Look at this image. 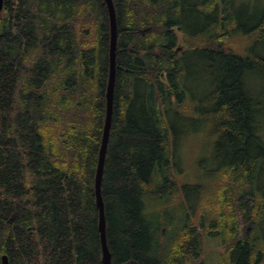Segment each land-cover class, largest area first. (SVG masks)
<instances>
[{"label":"trees","instance_id":"trees-1","mask_svg":"<svg viewBox=\"0 0 264 264\" xmlns=\"http://www.w3.org/2000/svg\"><path fill=\"white\" fill-rule=\"evenodd\" d=\"M114 4L117 77L102 182L113 264H207V212L199 223L186 218L166 248L152 220L161 211H145L178 190V137L192 121L210 124L222 165L218 229L210 231L223 236L216 264H264V232H245L250 220H264V86L256 75L264 79V1H247V27L239 0ZM241 26L246 36H237ZM231 38L248 42L231 46ZM109 47L105 0H4L0 264L4 254L9 264H104L95 176ZM175 119L186 121L180 132Z\"/></svg>","mask_w":264,"mask_h":264},{"label":"rangeland","instance_id":"rangeland-1","mask_svg":"<svg viewBox=\"0 0 264 264\" xmlns=\"http://www.w3.org/2000/svg\"><path fill=\"white\" fill-rule=\"evenodd\" d=\"M247 1L248 0H242L241 2V0H239V6L236 8L239 10L238 15L243 19L242 23L245 24V22H247L246 27L250 24L247 19L248 16L244 15L246 10L249 9ZM259 1L261 0H250L251 6L255 7ZM244 2L246 4H244ZM144 29L146 28L144 27L139 30L142 31ZM246 31L247 29L241 26L237 36H246ZM178 37L180 40V36ZM236 41L237 40H232L231 38L229 44L233 46ZM246 42H248V39L242 38V40H239V44L236 43L238 46L244 47ZM256 75L260 79L258 85L263 87L264 82L261 81V79H263L260 77L261 74L256 73ZM182 122L186 121L175 119V126L178 132L182 129ZM200 124L201 123H198V121L186 122L184 123V128L189 126L190 131L179 133L178 138H181V141L180 146L176 147L177 153L174 159V161L177 162L176 166H178L175 167L178 190L172 192L168 196L166 195L164 198L151 199L145 211L151 214L155 211H161V215L152 220L157 221L158 226L161 228L160 233L157 230V241L161 242L166 248L172 242L186 218H190L199 223L201 213L203 211L207 212L205 215L208 227L207 230L204 231L206 235L203 244V251L205 253L204 258L207 264H216L220 259L218 255L224 250V245H222L221 242V240L223 241V236L220 233H210V231L214 232L218 229L215 222V213L216 210H218L217 207L219 203L215 204L214 202L216 199H220L219 195L221 189L219 188L222 187L220 185L222 165L219 163L221 160L216 156V149L214 150V141L216 138L214 137L215 135L211 133L210 124L208 123L205 126ZM171 135H173V131ZM262 164L264 166V160ZM259 176L258 183L264 186V174ZM245 228L246 233L255 232L256 229L264 232V220L262 221V225H260V223L256 225L250 220Z\"/></svg>","mask_w":264,"mask_h":264},{"label":"water","instance_id":"water-1","mask_svg":"<svg viewBox=\"0 0 264 264\" xmlns=\"http://www.w3.org/2000/svg\"><path fill=\"white\" fill-rule=\"evenodd\" d=\"M105 3L108 8L110 20L109 77L106 88V118L95 176V192L96 205L99 210V230L102 247V260L104 264H113L112 254L107 241L106 205L102 193V182L114 111V96L117 77L118 25L114 0H105ZM3 7L4 0H0V12L3 10ZM2 264H9V258L7 254L2 256Z\"/></svg>","mask_w":264,"mask_h":264},{"label":"flooded vegetation","instance_id":"flooded-vegetation-1","mask_svg":"<svg viewBox=\"0 0 264 264\" xmlns=\"http://www.w3.org/2000/svg\"><path fill=\"white\" fill-rule=\"evenodd\" d=\"M145 28H146V29H144V30H142V31L139 30V32H142V33L145 35L149 30L152 29L151 26H146ZM147 28H148V29H147ZM176 51H177V52H180V51H181L180 47H178V48L176 49Z\"/></svg>","mask_w":264,"mask_h":264}]
</instances>
